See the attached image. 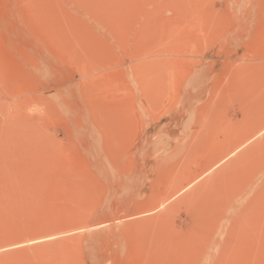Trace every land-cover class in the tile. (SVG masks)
<instances>
[{
  "label": "rangeland",
  "instance_id": "374dc122",
  "mask_svg": "<svg viewBox=\"0 0 264 264\" xmlns=\"http://www.w3.org/2000/svg\"><path fill=\"white\" fill-rule=\"evenodd\" d=\"M0 264H264V0H0Z\"/></svg>",
  "mask_w": 264,
  "mask_h": 264
},
{
  "label": "bare ground",
  "instance_id": "6f19581e",
  "mask_svg": "<svg viewBox=\"0 0 264 264\" xmlns=\"http://www.w3.org/2000/svg\"><path fill=\"white\" fill-rule=\"evenodd\" d=\"M31 5H32V3H31ZM31 8H32V7H31ZM34 8H35V7H34ZM32 10H33V9H32ZM35 10H36V8H35ZM32 12H34V11H31V13H32ZM35 13H36V12H34V14H35ZM32 17H33V16H32ZM37 17H38V16H37ZM32 20H33V19H32ZM30 21H31V20H30ZM35 21H36V20H35ZM37 21H38V19H37ZM32 22H33V21H32ZM32 22H31V23H32ZM34 24L36 25L35 22L33 23V25H34ZM35 25H34V26H35ZM35 27H36V26H35ZM37 28H38V27H37ZM37 30H38V29H37ZM35 31H36V30H35ZM37 32H38V31H37ZM34 33H35V32H34ZM35 34H36V33H35ZM37 34H38V33H37ZM6 64H10V63H6ZM11 65H13V64L11 63L10 66H11Z\"/></svg>",
  "mask_w": 264,
  "mask_h": 264
}]
</instances>
